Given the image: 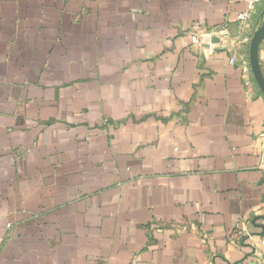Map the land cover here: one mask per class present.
I'll return each mask as SVG.
<instances>
[{
    "label": "crops",
    "instance_id": "0c3cea01",
    "mask_svg": "<svg viewBox=\"0 0 264 264\" xmlns=\"http://www.w3.org/2000/svg\"><path fill=\"white\" fill-rule=\"evenodd\" d=\"M244 7L0 0V264H264Z\"/></svg>",
    "mask_w": 264,
    "mask_h": 264
},
{
    "label": "water",
    "instance_id": "95a60500",
    "mask_svg": "<svg viewBox=\"0 0 264 264\" xmlns=\"http://www.w3.org/2000/svg\"><path fill=\"white\" fill-rule=\"evenodd\" d=\"M263 38H264V27L258 28L254 32L253 37H252L251 42H250L249 59H250L251 70L254 74V77L257 80L261 89L264 91V79H263L261 72H260V67L258 64V56H257L258 55V46H259L260 41ZM211 42L212 43H219L220 38L213 37L211 39Z\"/></svg>",
    "mask_w": 264,
    "mask_h": 264
},
{
    "label": "built area",
    "instance_id": "2783aa9c",
    "mask_svg": "<svg viewBox=\"0 0 264 264\" xmlns=\"http://www.w3.org/2000/svg\"><path fill=\"white\" fill-rule=\"evenodd\" d=\"M261 1L262 0H244V4H245L244 9L237 14V21L239 22V24L242 27L246 28V27H248L250 25V22H251L252 17H253V13H254L256 7L258 6V4ZM255 31L256 30H254V32ZM219 33H221V31H219ZM208 34L209 35H215V34H217V32L212 30V31H209L207 33V35ZM192 41H193V43H199L200 42V38L197 37L196 35H193L192 36ZM260 243L264 247V229L262 230V233H261ZM262 260L264 262V252L262 254Z\"/></svg>",
    "mask_w": 264,
    "mask_h": 264
}]
</instances>
